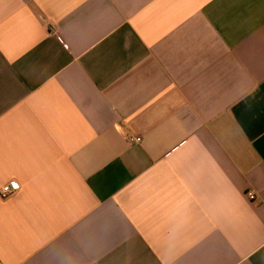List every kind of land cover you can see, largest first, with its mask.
I'll return each instance as SVG.
<instances>
[{"label": "crops", "instance_id": "obj_1", "mask_svg": "<svg viewBox=\"0 0 264 264\" xmlns=\"http://www.w3.org/2000/svg\"><path fill=\"white\" fill-rule=\"evenodd\" d=\"M0 264H264V0H0Z\"/></svg>", "mask_w": 264, "mask_h": 264}, {"label": "built area", "instance_id": "obj_2", "mask_svg": "<svg viewBox=\"0 0 264 264\" xmlns=\"http://www.w3.org/2000/svg\"><path fill=\"white\" fill-rule=\"evenodd\" d=\"M134 141H136V142H141L142 139H141V138H137V139H135ZM13 184L18 185V184H16V183H11V184L5 185V186L3 187L2 192H1V195H2L3 198L6 199V198L12 196L13 194H15L16 191L19 190V185H18V187H13ZM247 197H248L251 201H255V200H256V195H255L254 193L249 192V193L247 194Z\"/></svg>", "mask_w": 264, "mask_h": 264}, {"label": "snow or ice", "instance_id": "obj_3", "mask_svg": "<svg viewBox=\"0 0 264 264\" xmlns=\"http://www.w3.org/2000/svg\"><path fill=\"white\" fill-rule=\"evenodd\" d=\"M13 187H18V185L13 184Z\"/></svg>", "mask_w": 264, "mask_h": 264}]
</instances>
